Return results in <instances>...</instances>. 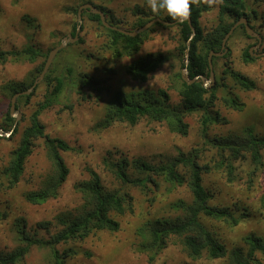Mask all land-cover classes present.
Here are the masks:
<instances>
[{
	"label": "rangeland",
	"instance_id": "rangeland-1",
	"mask_svg": "<svg viewBox=\"0 0 264 264\" xmlns=\"http://www.w3.org/2000/svg\"><path fill=\"white\" fill-rule=\"evenodd\" d=\"M87 1L0 0V53H20L28 46L44 54L53 50L65 37L72 35L73 26L78 23L74 10H79ZM91 1L108 11L109 21L124 29H135L139 16L144 20L155 18L146 0ZM204 2L208 4L207 0ZM246 2L256 13L250 25L262 36V46L255 51V38H248L241 27L234 31L227 42L228 56L216 57L215 81L207 87L208 91H212L216 85L219 86L214 107L210 109L211 115H218L219 122L210 123L205 128L204 111L187 114L184 121L188 125V133L185 136L173 132L166 122L147 119L140 120L135 126L117 123L108 129L99 128L113 98L120 92L133 99L156 100L168 109H182L179 94L182 79L178 74H181L187 59L186 50L182 51L184 42L179 26L154 25L147 31L139 51L118 57L110 49V38L104 28L92 21L88 14L83 15L79 40L59 52L52 65L56 63L61 71L66 63L71 64L78 75L89 76L95 88H85L81 94L67 91L60 97V103L39 116L45 134L63 140L74 148L75 151L61 152L69 175L57 196L50 197L47 202L34 205L25 199V194L44 188L46 181L55 174L44 137L34 140L33 152L25 162L23 176L13 189L2 187L1 183H5L6 179L0 174V254H9L21 246L19 225L25 228L26 234L44 240H49L62 229L57 219L68 213L77 215V210L85 204L77 186L90 180L91 171L101 177L106 188L117 189L118 183L103 163V159L109 157L115 160L141 158L160 165L178 157L180 153L193 156L201 167L210 168L202 175L203 185L211 194L210 205L228 208L237 215L248 214L247 219L238 226L201 216L203 225L227 250H246L245 237L251 233L264 237V212L260 205L264 194V149L261 151V166L255 168L247 155L234 163L236 171L230 179L226 167H216L220 160L218 150L206 143L209 139L242 136L249 127H253L257 135L264 136V56H258L264 51V0ZM221 3L222 0H216L212 9L200 19L204 33L203 40L198 43L201 53L206 50L205 44L211 38L215 39L213 34L219 26ZM140 11L145 16L140 15ZM166 15L165 12L162 17ZM250 49L254 61L247 63L243 53ZM149 56H163L165 61L149 75L145 83H139L128 74V68ZM14 60L10 57L0 64V173L8 165L10 154L18 146L23 130L30 125L31 115L44 101L48 90L53 89V86L49 88L40 83L29 102L24 99L20 101L18 111L22 117L18 123L19 132L13 137H6L5 134L10 132L2 128L13 97L11 91L15 88L18 92L26 90L40 75L39 68L45 59L39 57L32 61L22 57ZM227 70L252 80L255 89H242L226 73ZM208 81L209 77H206L205 82ZM160 91L165 92L167 98L160 96ZM229 98L236 99L241 110L229 107L225 103ZM179 171L188 179L187 167L182 165ZM159 183V188L150 185L146 191L138 188L129 190L133 197L132 209L124 215L114 216L120 223L117 232L100 231L82 242L58 245L60 251L71 249L76 252L67 259V264H227L226 259L213 260L205 254L194 260L175 239L156 256L140 249L144 240L138 232L144 225L174 218L173 203H192L188 184L176 186L161 179ZM19 264H52V258L49 250L34 246ZM252 264H264V257L259 254L257 262Z\"/></svg>",
	"mask_w": 264,
	"mask_h": 264
},
{
	"label": "trees",
	"instance_id": "trees-1",
	"mask_svg": "<svg viewBox=\"0 0 264 264\" xmlns=\"http://www.w3.org/2000/svg\"><path fill=\"white\" fill-rule=\"evenodd\" d=\"M87 3L93 4L91 0L83 4L85 5ZM97 8L105 13L107 21L110 24L122 28L113 21L108 20V11L101 7ZM211 9L212 7L208 6L204 0H192L190 18L196 30V36L191 42L190 56L187 64L190 80L198 76L209 77L208 56L210 52L221 51V45L225 35L236 22L242 18H246L250 24L252 19L256 17V13L248 6L246 0H222L219 6V26L213 34L215 35V39L211 38L205 44V52L201 53L198 43L203 40L204 33L200 19L205 12ZM74 13L77 14L78 9L74 10ZM139 13L140 15H144L143 11ZM163 13L165 12L154 16L155 18H162L167 22H176L168 15L162 17ZM85 14H88L92 21L98 22L104 28L110 38V49L115 51L118 57L139 51L147 32L132 38L105 28L98 15L91 14L87 11L83 12V15ZM152 19L144 20L139 16V20L134 28L142 27ZM156 25L162 26L159 23ZM177 25L180 28L181 39L184 42V46H182V51H184L187 49V42L192 35V30L188 21ZM77 26L78 23H75L73 26V37L75 36ZM241 28H243L245 35L250 38L246 34L244 27L241 26ZM253 29L255 30V28ZM125 30L133 31L134 29ZM49 53L50 51L44 54L41 50L35 49L32 46H28L20 53L1 52L0 64L8 61L10 57H13L15 59L14 61L22 57H26L32 61L39 57H44V63L38 72L41 74ZM225 56L227 57L228 54ZM215 59L214 57L213 65ZM243 59L245 62L251 63L254 61V56L249 50H245ZM164 61L163 56H149L131 64L127 72L139 83H145L149 75L155 72ZM185 66L186 64H184L183 68ZM226 73H229L236 84L242 89L247 91L255 89V83L244 75L230 70H227ZM178 76L182 79L181 74H178ZM35 80L25 89L28 90L31 88ZM42 83L49 88L53 86V89L51 91L48 90L44 101L40 103L38 109L31 115L30 125L23 130L18 146L10 154L8 165L0 173L6 179L5 183H1L2 187L13 189L23 176L25 162L33 152L34 140L44 137L49 157L54 165L55 174L46 181L44 188L25 194V199L34 205H41L47 202L50 197L57 196L58 190L69 175V169L61 152L75 151L65 141L51 138L45 134V128L39 120L40 114L53 105L60 103V97L67 91H76V93L81 94L85 88H95L93 85L94 81L89 76L78 75L75 67L68 63L63 66V70L61 71H59L56 63H54ZM218 88L219 86L216 85L212 91H208L200 79L191 85H188L182 79L179 91L182 97V109L180 110L168 109L156 100L146 101L138 98L133 99L124 92L117 93L113 98V102L108 107L105 119L99 125V128L100 130L108 129L117 123H127L135 126L140 120L147 119L151 122H166L173 132L185 136L188 133V125L184 121L187 114L204 111L206 113L203 120V126L205 128L210 123L219 122L217 114L215 116L210 114V109L214 107L216 90ZM36 90L37 87L31 95L21 96L18 99L17 109H19L20 101L24 99L26 102H29ZM100 90L102 89L100 88ZM18 91L16 88L13 89L11 95L14 96ZM159 95L167 98L166 93L163 91H160ZM225 103L231 108L241 110L236 103V99L229 98ZM10 105L11 102L5 113L2 130L10 132L11 137H13L19 132V129L18 124L14 128L15 118H12L10 115ZM206 143L218 150L220 160L216 164V167L218 169L226 167L230 179L233 178L236 171L234 163L243 160L247 155H249L255 168L262 165L263 157L261 151L264 149V136L257 135L253 127L244 130L242 136L209 139ZM103 163L118 183L119 187L117 189L106 188L101 177L96 172L91 171L90 180L82 182L77 186V190L83 194L85 199V204L77 210L78 214L73 216L68 213L67 215L59 217L57 220L62 229L51 236L49 240L32 237L26 234L23 226L19 225V241L21 246L9 254H0V264L21 263L34 246L49 250L52 264H67V259L75 255L76 252L71 249L60 251L57 248L58 245L68 244L74 241L82 242L92 234L100 231L117 232L120 229V223L114 216L124 215L132 209L133 197L129 190L138 188L141 191H146L150 185L159 188V179L176 186L188 184L192 193V203L186 204L183 201L173 203L171 206H173L176 213L174 218L162 219L155 223L144 225L138 232V235L144 240L140 246L141 250L150 252L156 256L169 245L171 240L175 239L178 240V244L183 247V250L188 256L194 260L203 257L205 254L209 259L213 260L226 259L227 264H252L253 262H257V256L259 254L264 257V237L251 233L245 237L246 250L242 248L227 250L225 245L203 225L201 216L223 221L231 226H238L242 221L247 219L248 214L242 213L237 215L228 208H218L210 205L211 194L204 187L202 176L204 171L209 172L210 168L201 167L193 156H186L180 153L178 157L167 160L160 165L152 164L141 158L115 160L109 157L104 158ZM182 165L188 168V179H185L179 171ZM260 205L264 212V194L261 196ZM43 225L47 226L48 224Z\"/></svg>",
	"mask_w": 264,
	"mask_h": 264
},
{
	"label": "water",
	"instance_id": "water-1",
	"mask_svg": "<svg viewBox=\"0 0 264 264\" xmlns=\"http://www.w3.org/2000/svg\"><path fill=\"white\" fill-rule=\"evenodd\" d=\"M89 12L91 14L94 15H98L100 17L101 23L102 25L110 30L113 31H117L121 34H124L126 36L135 38L140 36L141 34L147 32L148 30H150L154 25L156 24H161V25H173V24H180L183 22H167L165 20H163L162 18H153L152 20H150L149 22H147L144 26L142 27H137L135 28L133 31H128L122 28H119L117 26H114L112 24H110L107 21L106 15L103 11H101L100 9H98L97 7H95L93 4L91 3H87L83 6H81L78 10L77 16H78V26H77V30L75 33V36L73 37L71 34L68 35L67 37H65L62 42L60 43L59 46H57L56 48H54L53 50L50 51L45 66L41 72V74L38 76V78L35 80L33 86L31 88H29L28 90L24 91V92H18L16 93L12 99H11V106H10V115L12 118H15V125L14 128L17 126V124L19 123L22 114L18 111L17 106H18V99L21 96H29L31 95V93L35 90V88L42 83V81L44 80L47 72L49 71L54 59L56 58V56L58 55L59 52H61L62 50H64L69 44H73L76 43L79 40V33L81 31V26L83 24V12ZM188 24L190 25V28L192 30V35L190 37V39L187 42V49H186V66L185 68L182 69L181 72V76L183 81H185L188 85H191L193 83H195L197 80H202L203 85L207 88L210 82H214L215 81V74H214V65H213V58L215 57H224L227 52H228V48H227V42L229 40V38L231 37V35L234 33V31L243 26L245 29L246 34L250 37V38H255L258 40V44L256 47H254L255 49H257L258 47H260L262 45V41L263 38L262 36L256 32L249 24L248 20L246 18H242L240 19L238 22H236L232 28L229 30V32L225 35L223 41H222V45H221V51L220 52H214L211 51L209 56H208V63H209V71H210V75H209V81L205 82V77L204 76H198L194 79H189V72L187 69V64H188V59L190 56V48H191V42L194 39V37L196 36V30L192 25L191 22V18L189 17L188 20ZM185 22V21H184ZM250 53H252V50H249ZM258 56H264V52L261 53ZM2 136L1 132H0V137ZM6 137H10L11 133H7L5 134Z\"/></svg>",
	"mask_w": 264,
	"mask_h": 264
},
{
	"label": "clouds",
	"instance_id": "clouds-1",
	"mask_svg": "<svg viewBox=\"0 0 264 264\" xmlns=\"http://www.w3.org/2000/svg\"><path fill=\"white\" fill-rule=\"evenodd\" d=\"M215 2L216 0H207L210 7ZM146 5L154 15L166 12L173 21L184 22L191 15L192 0H146Z\"/></svg>",
	"mask_w": 264,
	"mask_h": 264
},
{
	"label": "flooded vegetation",
	"instance_id": "flooded-vegetation-1",
	"mask_svg": "<svg viewBox=\"0 0 264 264\" xmlns=\"http://www.w3.org/2000/svg\"><path fill=\"white\" fill-rule=\"evenodd\" d=\"M256 40H257V39H256ZM262 43H263V41H262ZM257 44H258V40H257V43L255 44V46H254V47H256V46H257ZM261 46H262V45H261ZM261 46H260V47H261ZM260 47H258L257 49H255V51H258ZM263 52H264V51H263ZM263 52H262V53H263ZM205 78H206V77H205ZM10 106H11V105H10Z\"/></svg>",
	"mask_w": 264,
	"mask_h": 264
}]
</instances>
